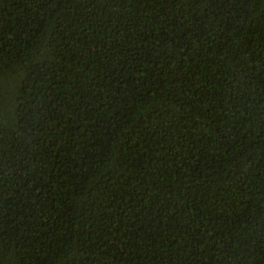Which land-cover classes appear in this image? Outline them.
Listing matches in <instances>:
<instances>
[{"label":"trees","instance_id":"16d2710c","mask_svg":"<svg viewBox=\"0 0 264 264\" xmlns=\"http://www.w3.org/2000/svg\"><path fill=\"white\" fill-rule=\"evenodd\" d=\"M0 264H264V0H0Z\"/></svg>","mask_w":264,"mask_h":264}]
</instances>
